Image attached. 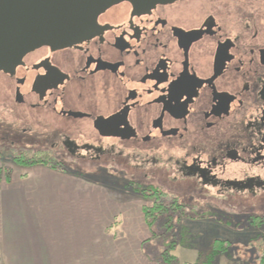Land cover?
<instances>
[{
    "label": "flooded vegetation",
    "instance_id": "obj_1",
    "mask_svg": "<svg viewBox=\"0 0 264 264\" xmlns=\"http://www.w3.org/2000/svg\"><path fill=\"white\" fill-rule=\"evenodd\" d=\"M231 5L151 0L102 16L72 46L45 42L0 73L6 114L63 168H119L138 152L174 183L264 191V35Z\"/></svg>",
    "mask_w": 264,
    "mask_h": 264
},
{
    "label": "crops",
    "instance_id": "obj_2",
    "mask_svg": "<svg viewBox=\"0 0 264 264\" xmlns=\"http://www.w3.org/2000/svg\"><path fill=\"white\" fill-rule=\"evenodd\" d=\"M3 165L0 264L142 263L140 206L127 212L119 194L45 166H10L7 180Z\"/></svg>",
    "mask_w": 264,
    "mask_h": 264
},
{
    "label": "rangeland",
    "instance_id": "obj_3",
    "mask_svg": "<svg viewBox=\"0 0 264 264\" xmlns=\"http://www.w3.org/2000/svg\"><path fill=\"white\" fill-rule=\"evenodd\" d=\"M218 1L222 4L231 2L232 8L238 9V12H244L245 16H252L255 26L264 35V0ZM5 87V77L0 75V150L4 153L2 163L5 169L12 166L15 169L24 171L23 169H27L26 167L18 166L12 160L15 151L42 149L44 146L36 145L39 144L40 139L22 135L17 130L18 127L20 128V122L11 119L6 114L5 105L3 104ZM11 122H17L12 130L9 127ZM57 157L61 158L58 154ZM145 160V155L126 151L124 158L115 161L119 168L104 170L78 169L76 165L68 163L67 170L61 172L71 176L85 177V179L94 183L96 189H105L107 192H104L110 197L119 194L120 199L118 200L125 206V211L138 210L140 206L143 214V207H151L152 203L140 198L138 193L127 187V183L132 180L137 182L139 180L144 181L142 174L146 171V173L152 174L148 178L150 182L163 184L164 186L162 187L166 191H170L175 196L180 197V204H185L189 208L193 205H198L200 209H197L201 210V213L209 212L208 217L206 216L202 220H184L183 224L190 228L185 239L186 243L176 244L175 248H168V252L176 258L173 264H196L202 262V256L216 239L228 240L232 245L227 252L217 257L214 264H260L258 256L264 248V235H262L264 233L260 232L264 231V229L257 230L255 227H250L249 216L264 214V191L253 195L247 192L234 193L233 191L223 193L214 187H205L198 180L190 178H179L174 183L175 176L169 172L165 165L161 164L157 167L147 166L144 163ZM221 193L224 195H221ZM160 221L161 219L157 220L152 232L149 227H147L148 230L145 228L143 219L141 230L138 231L140 238L143 239L141 264L145 262L148 264H164L158 259L159 244L153 238L154 232H164V229H160ZM172 233L177 234V240L182 239L178 235L177 229H172L169 232V236ZM259 235L260 237L257 238ZM259 240L261 241L258 242Z\"/></svg>",
    "mask_w": 264,
    "mask_h": 264
},
{
    "label": "water",
    "instance_id": "obj_4",
    "mask_svg": "<svg viewBox=\"0 0 264 264\" xmlns=\"http://www.w3.org/2000/svg\"><path fill=\"white\" fill-rule=\"evenodd\" d=\"M151 0H0V73L31 63L47 42L69 47L88 38L107 14L134 11Z\"/></svg>",
    "mask_w": 264,
    "mask_h": 264
},
{
    "label": "trees",
    "instance_id": "obj_5",
    "mask_svg": "<svg viewBox=\"0 0 264 264\" xmlns=\"http://www.w3.org/2000/svg\"><path fill=\"white\" fill-rule=\"evenodd\" d=\"M3 154L4 153L0 150V159L2 162ZM12 160L18 166L26 168L45 166L58 171L67 170V168H63L60 164L55 153L50 150L23 149L15 151ZM5 174L6 179L9 180L11 170L5 169ZM127 187L133 189L134 192L138 193L139 197L146 202L152 203L151 207H143V215L152 232L154 231L153 227L157 220L161 219L159 225L160 229H164V232L153 233V238L156 239L159 244L158 259L164 264H173L176 258L168 252V248H175L176 244L186 243L185 239L190 228L183 224L184 220H202L206 216L208 217L209 212L201 213V210L197 209H200L198 205H193L189 208L185 204H180V197L166 193L165 189L159 185L132 180L127 183ZM249 222L250 227H255L257 230L264 229V214L249 216ZM172 229H177L178 235L182 238L181 240H177L176 233H172V235L169 236V232ZM260 233H264V231H261ZM259 237L260 235L257 238ZM260 241L261 240L258 242ZM231 245L232 244L228 240H214L206 250V253L202 256L203 261L196 264H214L217 257L220 256V254L227 252L231 248ZM258 258L260 264H264V248L260 251Z\"/></svg>",
    "mask_w": 264,
    "mask_h": 264
}]
</instances>
